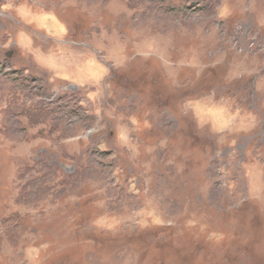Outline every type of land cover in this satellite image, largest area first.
<instances>
[{
    "label": "rangeland",
    "instance_id": "obj_1",
    "mask_svg": "<svg viewBox=\"0 0 264 264\" xmlns=\"http://www.w3.org/2000/svg\"><path fill=\"white\" fill-rule=\"evenodd\" d=\"M0 264H264V0H0Z\"/></svg>",
    "mask_w": 264,
    "mask_h": 264
},
{
    "label": "water",
    "instance_id": "obj_2",
    "mask_svg": "<svg viewBox=\"0 0 264 264\" xmlns=\"http://www.w3.org/2000/svg\"><path fill=\"white\" fill-rule=\"evenodd\" d=\"M8 56H10V54Z\"/></svg>",
    "mask_w": 264,
    "mask_h": 264
},
{
    "label": "bare ground",
    "instance_id": "obj_3",
    "mask_svg": "<svg viewBox=\"0 0 264 264\" xmlns=\"http://www.w3.org/2000/svg\"><path fill=\"white\" fill-rule=\"evenodd\" d=\"M191 84V83H190Z\"/></svg>",
    "mask_w": 264,
    "mask_h": 264
}]
</instances>
